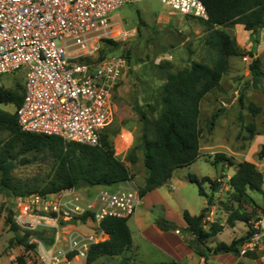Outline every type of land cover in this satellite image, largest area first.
<instances>
[{"label":"rangeland","instance_id":"obj_1","mask_svg":"<svg viewBox=\"0 0 264 264\" xmlns=\"http://www.w3.org/2000/svg\"><path fill=\"white\" fill-rule=\"evenodd\" d=\"M113 15L116 16L112 24L113 34L118 35L122 31L124 35L113 38L117 44L108 43L105 41L107 37H101L92 56L102 59L100 57L111 58L127 54L130 59L117 96L113 121L102 132L107 134L114 144L116 156L130 167L132 182L141 187L148 174L143 150L137 147L136 163L132 164L128 159L130 151L139 145L142 134V122L133 108L134 102L137 100L145 109H149V105L157 104L158 91L167 81L170 72L190 67L193 61L212 63L217 51L207 41L211 30L200 19L173 14L161 0L126 2L114 11ZM222 28L236 40L243 52L230 58L229 69L223 75L220 86L207 93L201 102V156L195 163L175 170L171 181L148 193L147 199L137 210L143 221L149 224L162 216L176 222L182 217L184 210L199 214L206 206V196L200 195L198 185L189 180L190 175L199 179L210 176L223 181L222 189L213 197V213H208L211 218L206 223L208 226L216 220L225 225L222 233L207 240V245L212 248L221 241L230 243L248 231L245 222L237 221L235 227L227 224L230 211L226 204H233L228 181L236 172V166L222 162L215 164L216 153H226L228 157H233L235 162L252 161L264 171V157H260L264 143V79L255 80L252 71L256 57L260 59L261 68L264 70V27L256 33L246 30L241 24ZM25 77L26 68L2 73L0 86L21 91ZM0 108L13 113L17 110L12 103L0 102ZM215 115L216 118L213 119ZM1 135L5 137L7 134ZM19 153L13 171L14 181L21 187H43L54 175L56 157L49 150L28 154L19 150ZM98 186L92 187L90 192H94ZM204 187L211 193L208 183H205ZM105 188L113 190L116 186ZM251 195L258 205L256 216L260 217L264 213V194L251 192ZM16 197L7 192L0 193V264L15 263L11 255H26L34 259L37 253V250L29 252L24 245L19 244L15 236L23 235L24 232L22 229L19 232L11 230L6 222L10 211L15 213ZM234 205L237 207V204ZM243 206L249 211L252 210V206ZM129 222L134 229L131 219ZM81 228L85 234L90 233L85 227ZM41 234L50 235L42 232L32 233L27 239L28 244H39V241L48 243ZM135 237L138 240L137 235ZM191 238L188 236V239ZM140 241L142 248L148 249L147 244L142 239ZM263 249L264 237L261 240V249L249 251L244 256L233 252L215 256L206 247L203 250L208 256L207 264H264L261 261ZM120 256H104L93 264H114L119 262ZM200 262L203 263L204 259L197 253L187 255L182 260V264ZM32 264H38V261L34 259ZM63 264H87V258H78Z\"/></svg>","mask_w":264,"mask_h":264},{"label":"built area","instance_id":"obj_2","mask_svg":"<svg viewBox=\"0 0 264 264\" xmlns=\"http://www.w3.org/2000/svg\"><path fill=\"white\" fill-rule=\"evenodd\" d=\"M132 1L0 0V74L26 68L24 98L16 110L23 131L100 145L102 130L113 121L129 62L123 55L95 59L92 54L101 37L124 35L113 34V12ZM161 1L173 14L209 18L202 0ZM142 203L139 187L130 179L113 190L69 188L17 196L14 220L24 234L54 237L52 243L39 241L29 249L37 250L38 264H63L87 258L92 244L105 240L104 218L131 217ZM210 218L208 214L205 222ZM78 221L93 233L75 230ZM254 226L258 232L241 245L242 256L261 249L264 213ZM11 259L17 261L14 255ZM34 259L27 257V264Z\"/></svg>","mask_w":264,"mask_h":264},{"label":"trees","instance_id":"obj_3","mask_svg":"<svg viewBox=\"0 0 264 264\" xmlns=\"http://www.w3.org/2000/svg\"><path fill=\"white\" fill-rule=\"evenodd\" d=\"M202 1L207 7L209 18L200 21L211 30L207 41L217 51L213 62L193 61L190 67L170 72L167 81L158 91L157 104L149 105V109H145L137 100L133 104L142 122V134L139 145L130 151L128 159L132 164L136 163L137 147L143 150L144 164L148 171L144 185L139 187L143 197L166 185L172 179L175 170L195 163L201 156V102L207 93L220 86L223 75L229 69L230 58L243 52L236 40L222 26L242 24L246 30L254 33L264 27V0ZM105 41L117 44L113 39H105ZM125 57L129 62L130 56L126 54ZM252 71L255 80L264 79V70L258 57L252 65ZM23 98V84L21 91L0 86V102L12 103L17 109L22 104ZM215 118L216 115L213 119ZM2 133L7 135L3 137ZM16 149L27 154L49 150L56 157L54 175L43 187H21L14 181L13 171L20 154ZM260 157H264V143L261 146ZM219 162L236 166V172L228 181L233 204H226L230 211L227 224L234 227L237 221L245 222L248 225L245 235L230 243L221 241L214 248L207 245V240L223 232L225 227L216 220L210 222L208 226L205 225L207 223L205 219L211 211V205L214 204L213 197L223 184V181L210 176L201 179L193 175L189 176V180L198 185L200 195L208 199L199 214L183 211L185 227L180 229L175 221L165 216L156 219V224L162 230L180 229L185 232L187 239L191 236L192 238L186 241L201 256L206 255L204 247L214 254L226 252L240 254L241 245L258 232L254 222L261 217L256 216L258 205L251 192L264 194V172L252 161L235 162L233 157H228L223 152L215 155V164ZM131 178L130 167L116 156L114 144L104 132L101 133L100 145L66 141L60 136L26 132L19 126L16 111L13 113L0 108V193L7 192L13 196L46 194L69 188L113 186ZM205 183L209 184L211 193L205 190ZM234 204H237V207ZM245 204L252 206V210L243 208ZM128 220L129 217L117 216H108L102 220L101 227L109 237L92 244L87 256V264H93L102 256L121 255L132 246L133 238ZM6 222L11 230L19 232L20 227L14 220L12 210ZM29 235L30 232L15 236L16 241L24 245L27 250L36 246L33 243L28 244ZM41 237L49 243L54 241L52 236L41 234ZM26 259V255H18L17 261L13 264H27ZM130 260L131 257H126L117 264H146L138 261L130 263Z\"/></svg>","mask_w":264,"mask_h":264},{"label":"crops","instance_id":"obj_4","mask_svg":"<svg viewBox=\"0 0 264 264\" xmlns=\"http://www.w3.org/2000/svg\"><path fill=\"white\" fill-rule=\"evenodd\" d=\"M259 169L262 170V168H259ZM92 187L94 186L85 187L83 188V190L90 192ZM105 187L106 186H103V185L98 186V188H105ZM147 196L148 194H146L143 197V202L145 199H147ZM206 204H207V200H206ZM130 219L134 223V229L132 228V225L129 222ZM129 220H128V224L132 232L133 243H132V246L125 253L121 254L119 258V262L117 263H121L122 260L126 257H131L130 263L138 261V262H144L146 264H159L162 262H176L178 264H182V260L185 256L196 253L195 250L191 248L188 242L186 241L187 238H186L185 232L178 231L186 226V223L183 219V214H182V217H180V219L176 221L180 229L170 230V231L160 229L159 226L156 224V220L152 224H149L143 221V219L140 217L137 211L134 215L129 217ZM81 226L85 227L86 229L90 231V233H86V234L93 233V231L90 228H88L86 225L80 224V221H78V225L75 227V230H78L79 232L85 234V231L82 230ZM135 235H137L138 240L136 239ZM108 237L109 236L106 233L104 238L107 239ZM141 239L145 242V244H147L148 249L144 250L142 248V245H141L142 242L140 241ZM226 242L229 243L228 241ZM221 254L222 253L214 254V255L219 256ZM201 257L204 259V262L203 263L200 262L199 264H207L206 261L208 260V256L204 255ZM206 257L207 259H205ZM75 259H78V258H75ZM75 259H72V260H75ZM117 263H114V264H117Z\"/></svg>","mask_w":264,"mask_h":264}]
</instances>
